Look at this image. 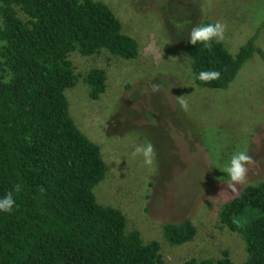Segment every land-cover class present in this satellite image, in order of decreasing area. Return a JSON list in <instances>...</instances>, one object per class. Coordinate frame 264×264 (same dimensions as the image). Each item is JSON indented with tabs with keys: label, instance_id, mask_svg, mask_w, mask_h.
Returning a JSON list of instances; mask_svg holds the SVG:
<instances>
[{
	"label": "rangeland",
	"instance_id": "rangeland-1",
	"mask_svg": "<svg viewBox=\"0 0 264 264\" xmlns=\"http://www.w3.org/2000/svg\"><path fill=\"white\" fill-rule=\"evenodd\" d=\"M107 5L121 31L137 41L138 56L125 60L106 51L69 57L77 75L67 89L68 110L77 128L99 146L104 179L93 188L98 204L119 210L126 232L160 245L162 264L218 260L225 251L234 264L247 254L237 233L218 218L223 203L249 185L264 181V62L254 53L223 89L194 81L184 48L191 28L206 21L227 25L226 50L234 56L255 34L264 52V0H94ZM25 20V17L18 13ZM190 23L178 31L173 21ZM91 68L105 73V91L88 97L83 77ZM159 91L153 92L152 84ZM185 96L188 111L176 97ZM151 142L155 169L132 157L135 145ZM246 146L255 161L248 182L232 192L217 167ZM189 220L194 239L180 246L163 237L164 224Z\"/></svg>",
	"mask_w": 264,
	"mask_h": 264
},
{
	"label": "trees",
	"instance_id": "trees-1",
	"mask_svg": "<svg viewBox=\"0 0 264 264\" xmlns=\"http://www.w3.org/2000/svg\"><path fill=\"white\" fill-rule=\"evenodd\" d=\"M256 34L234 56L222 42L209 52L188 41L184 51L196 84L220 90L254 53L264 62ZM101 51L125 60L138 56L137 41L122 33L102 2L0 0V198L13 191L16 201L11 214L0 212V264H162L157 242L126 232L122 213L96 202L93 188L106 165L69 114L65 91L77 83L70 55ZM206 70H218L219 80L202 82L199 73ZM83 81L91 100L105 91L101 69L91 68ZM218 218L244 242L242 264H264V181L226 200ZM162 227L171 246L196 235L189 220ZM183 264L234 263L224 251L218 260Z\"/></svg>",
	"mask_w": 264,
	"mask_h": 264
},
{
	"label": "clouds",
	"instance_id": "clouds-1",
	"mask_svg": "<svg viewBox=\"0 0 264 264\" xmlns=\"http://www.w3.org/2000/svg\"><path fill=\"white\" fill-rule=\"evenodd\" d=\"M190 21L185 20L183 22L173 21V26L178 31H182ZM227 25L217 21L214 24L198 25L191 28L189 34V41L192 45L200 43L209 52L212 51L214 45L219 44L225 40V33ZM202 82L209 83L217 81L220 78V72L218 70H206L201 71L198 77ZM159 85L153 83V92L159 91ZM177 102L184 111H188V104L185 96L176 97ZM132 157H142L143 164L146 167L155 169L156 164V150L151 142H144L134 146L131 153ZM255 163L253 157L249 155L248 148L246 146L243 150L236 151L230 157V160L225 164H220L219 155L217 154L216 167L227 176V187L232 191H237V186L245 185L248 182V166ZM21 185L17 184L14 188L15 193H19ZM43 192V189H40ZM16 206L13 191L7 192L4 197L0 198V212L11 214Z\"/></svg>",
	"mask_w": 264,
	"mask_h": 264
}]
</instances>
